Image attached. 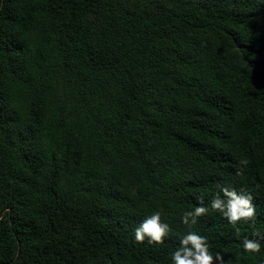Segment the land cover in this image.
Instances as JSON below:
<instances>
[{
  "label": "trees",
  "instance_id": "1",
  "mask_svg": "<svg viewBox=\"0 0 264 264\" xmlns=\"http://www.w3.org/2000/svg\"><path fill=\"white\" fill-rule=\"evenodd\" d=\"M189 231L264 264V0H0V264H173Z\"/></svg>",
  "mask_w": 264,
  "mask_h": 264
},
{
  "label": "clouds",
  "instance_id": "2",
  "mask_svg": "<svg viewBox=\"0 0 264 264\" xmlns=\"http://www.w3.org/2000/svg\"><path fill=\"white\" fill-rule=\"evenodd\" d=\"M247 164V161L243 162ZM220 195L215 196L211 202V208L218 211L232 225L238 222L251 221L256 215V207L253 204L251 194H244L235 189L222 188ZM203 203V197L199 198ZM208 209L204 206H197L192 211L186 212L181 222L191 227L197 223V218L204 215ZM170 233V226L163 222L159 211L146 216L140 224L134 229V238L137 242H143L146 239L149 243H162ZM264 238L257 231L252 234V238L244 237L242 240V249L245 253H259L261 251L260 239ZM179 247L171 254L173 264H224V256L220 252L213 255L209 249L207 238L189 231L179 241Z\"/></svg>",
  "mask_w": 264,
  "mask_h": 264
}]
</instances>
